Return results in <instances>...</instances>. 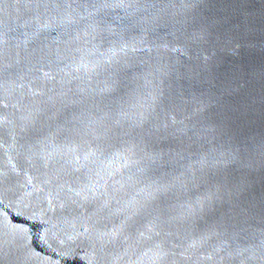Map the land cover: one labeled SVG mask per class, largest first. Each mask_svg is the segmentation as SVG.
Listing matches in <instances>:
<instances>
[{
    "label": "water",
    "instance_id": "1",
    "mask_svg": "<svg viewBox=\"0 0 264 264\" xmlns=\"http://www.w3.org/2000/svg\"><path fill=\"white\" fill-rule=\"evenodd\" d=\"M27 2L19 0L18 4L17 0H0V202L3 205L11 202L17 210L28 205L39 217L13 219V223L31 229L29 243L39 253L37 264L49 259L59 261V264H87L86 255L91 254L92 249L85 246L80 250L78 245L82 240L66 239L72 235L70 225L64 222L70 219L69 214L57 207L60 201L55 198L52 210L47 211L50 207L47 194L64 196L70 188L79 190L81 185L90 184L97 196L104 193L101 199L110 201V208L115 213L108 222L112 227L125 219L118 210L130 202L146 199L151 191L148 186L158 180L161 173L155 168H147L139 156L126 153L124 141L128 137L122 134L97 141L100 150L87 137H77L71 131L57 134L58 127L79 126L72 120L73 115H78L79 105L69 103L58 118L50 121L45 118L28 127L24 126L21 116L32 106H40L41 101L47 102L49 97L66 93L69 101L80 100L82 96L89 103L93 97L97 101L103 98V103L113 111L119 112L121 108L128 111L127 124H133L150 103L154 123L162 124L166 117L175 116L176 120L183 121L186 142L191 137L198 144L207 141V147L226 152L233 147L232 139L215 133L213 126L205 122L204 114L211 116L213 112L221 111L225 103H232V97L216 91L231 69L240 66L259 68L264 63V0H243L245 17L250 16L252 24L249 43L233 49L209 42L203 48L187 53L176 50L182 48L176 43V37L179 35L178 22L184 18L178 8H166L157 25L144 22L148 16L159 12L161 6L178 5L184 0H42L70 5L59 10L62 14H70V22L43 29L38 37L33 36L35 10L22 7ZM105 2L131 3L134 7L101 8ZM192 2L197 5L195 10L199 16L219 22L213 40H219L221 34L238 21L232 7L234 0ZM143 5L156 7L144 8ZM39 11L43 13L44 22L55 21L54 10ZM96 24L100 27L95 28ZM40 49L53 55L38 62L36 56ZM192 62L200 65L196 75L188 71ZM162 64L169 65L170 70L155 71ZM247 87L256 98L254 111L231 132L232 138L241 140L259 138L264 133L259 104L261 81L257 77L250 80ZM105 89L108 91H102ZM150 97L155 99L150 100ZM198 107L202 109L200 113H197ZM57 108H60L59 104ZM45 136L49 137L47 142L38 143ZM164 170L172 172L173 165ZM202 192V188L177 187L163 196L158 195L153 203L157 208L178 206ZM262 192L264 170L257 157L249 172V193L245 194L246 198L250 196L256 202L257 210ZM3 210L0 207V211ZM42 211L46 214L41 215ZM152 215L155 213L141 212L127 220L124 235L107 247L110 264H157L152 246L146 242L148 233L144 231ZM9 216H12L11 212ZM5 231L0 217V246L8 239ZM166 231L171 233L168 243L173 249L167 258L170 264H247L245 257L249 253H236L253 244L258 245L262 238L258 214L247 224L237 225L234 221L225 222L215 211L206 213L197 220L195 235L206 233L207 239L195 248L188 247L193 236L191 227L174 226ZM53 235L65 240V245L76 254L64 258L57 256L52 248L60 251L62 246L50 238ZM41 237L52 247H47Z\"/></svg>",
    "mask_w": 264,
    "mask_h": 264
},
{
    "label": "snow or ice",
    "instance_id": "2",
    "mask_svg": "<svg viewBox=\"0 0 264 264\" xmlns=\"http://www.w3.org/2000/svg\"><path fill=\"white\" fill-rule=\"evenodd\" d=\"M17 3L19 4V0ZM136 6L140 7V5ZM22 7L26 10H35L33 20L36 21V24L33 36L36 37L43 29L70 22V14H62L59 11L61 8L70 7V5L28 0ZM100 7L132 8L134 5L123 2L116 4L105 2ZM143 7L155 8L156 6L143 5ZM232 7L237 13L238 21L232 23L226 33L221 34L219 40H213L219 22L199 16L195 10L197 5L192 0H184L178 5L172 3L163 5L159 12L148 16L144 22L157 25L166 8H178L184 18L178 22L180 24L177 29L179 35L176 37V43L182 45V48L176 50L187 53L193 49H201L209 42H213L217 46L223 45L235 49L250 42L252 24L250 16L245 17L243 0H234ZM40 9H44L45 12L54 10L55 21L48 19L47 22H44ZM246 19L247 22H245ZM262 23H264V14H262ZM94 27L99 28L100 25L96 24ZM262 39H264V29H262ZM204 50L207 49L204 48ZM51 55L53 53L40 49L36 59L39 62L40 59ZM5 56H7L6 53ZM199 68L200 65L192 62L188 71L196 75ZM169 70L170 66L163 64L155 69L162 73ZM171 70L175 71L174 68ZM257 77L262 85L259 104L261 118L264 121V63L259 68L240 66L231 69L228 76L219 82L216 91L222 96L232 97V103H225L221 111L213 112L211 116L207 113L204 114L205 122L213 126L215 133L229 136L232 139L233 147L226 152H219L214 147H207V141L198 144L197 140L188 137V142H186L182 127L183 121L176 120L175 116L166 117V121L162 124L154 123L151 120L150 103L145 110L139 113L133 124H127L130 119L128 111L124 108H121L119 112L113 111L109 105L103 103V98L97 101L93 97L90 103L83 96L80 100L69 101L66 98V93H61L56 98L49 97L47 102L41 101L40 106H32L25 115L21 116L20 119L24 126L28 127L45 118L49 121L58 118L61 115V110L67 108L69 103L79 105L78 115L72 117V120L76 121L79 126L71 129L58 127L57 134L62 131H71L77 137H87L91 143L97 145V150H100L97 141L122 134L128 137V140L124 141V151L139 156V160L147 168H155L161 173L159 179L148 186L151 191L146 199H143L142 202H130L128 206L118 210L125 215V219L119 225L113 224L112 227H109L108 222L115 213L110 208V201L101 199L104 193L97 196L90 184L81 185L79 190L70 188L64 196H60L58 193L47 194L46 198L50 206L47 211L52 210L51 204L55 198L60 201L57 207L69 214L70 219H66L64 222L70 225L72 235L67 236L66 239L68 241L82 240V244L78 245L80 250H83L85 246L92 249L91 254L86 255L87 264H110L106 255L108 245L123 236L128 227L127 220L141 212L149 215L155 213L144 230L148 233L146 242L151 244L157 264H170L167 258L173 253V249L169 247L168 243L171 233L166 229L174 226L191 227L193 236L188 247L195 248L207 239L206 233H201L196 237V222L206 213L213 211L220 214L225 222L234 221L237 225L247 224L249 220H254L256 215H259L262 237L260 243L253 244L236 254L249 253L245 257L247 264H264V192L260 195L258 210L256 202L250 196L246 198L245 195L249 193V172L254 167L257 157L260 160L261 169L264 170V133H261L259 138L252 137L243 140L239 137H231L232 130L250 117L254 111L256 98L248 91L247 86L250 80H255ZM79 91L83 92V89H79ZM102 91H108V89ZM149 99L154 100L155 97ZM217 102L219 103V101ZM57 104L60 105L59 109ZM140 107L143 108V106ZM204 107L207 108L208 105L205 103ZM201 111L202 109L198 107L197 113ZM65 123L71 124V121ZM125 125L127 126L125 127ZM37 133L39 134V130ZM48 139L49 137L45 136L38 143H45ZM160 141H167V143L161 144ZM168 165H173L172 172L164 170ZM178 165L180 167H177ZM177 187L194 190L202 188L203 192L200 195L194 194L192 199H186L178 206H168V208L154 206L153 202L158 195L163 196ZM0 207L4 209L0 211V217H2L6 229L4 235L8 238L4 245L0 246V264H37L39 253L29 243L31 229L23 224L13 223V219L24 216L25 220H34L39 217L31 211L28 205H23V208L17 210L16 205L11 202L7 205L0 202ZM25 209L28 210L27 213ZM9 212L12 213L11 217ZM45 214L46 211L41 212V215ZM140 235L144 236V232H141ZM50 238L62 246L60 251L52 248L57 256L64 258L76 254L71 247L65 245V240H60L54 235ZM41 239L44 240L47 247H52L47 244L44 237ZM42 264H59V261L49 259Z\"/></svg>",
    "mask_w": 264,
    "mask_h": 264
}]
</instances>
